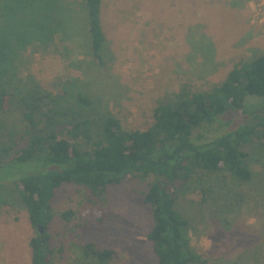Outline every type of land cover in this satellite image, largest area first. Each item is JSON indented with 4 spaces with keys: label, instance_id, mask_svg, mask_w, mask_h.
Segmentation results:
<instances>
[{
    "label": "rangeland",
    "instance_id": "1",
    "mask_svg": "<svg viewBox=\"0 0 264 264\" xmlns=\"http://www.w3.org/2000/svg\"><path fill=\"white\" fill-rule=\"evenodd\" d=\"M52 1L56 4L51 7ZM256 1L101 0L106 51L103 64L95 66L84 53L90 44L85 0H38L37 5L33 0H0V42L22 48L15 58L16 78L39 83L29 93L22 84L19 90H9L14 98L5 119L18 132L25 127L19 117L22 95L31 103L42 98L49 108L54 103L47 95L53 100L66 90L76 91L78 80L92 76L94 82H84L80 89L89 88L91 99L119 118L125 128L144 129L152 123L159 99L174 96L184 85L195 92L207 90L224 79L238 58L264 53V24L251 20ZM260 104L259 99L248 97L244 107L250 112ZM63 105L71 103L65 99ZM252 119L235 118L233 124L249 126ZM245 151L253 174L250 182L236 184L228 177L211 176L206 182L178 189L176 207L189 222L193 250L206 264H235L236 260L264 264V146L256 142ZM30 168L0 169V181H13ZM4 184L0 264H31L29 241L36 231L26 211L8 196L11 183ZM142 190L138 180L109 186L103 206L106 218L99 228L95 221H86L88 214L81 213L86 197L83 188L63 184L56 189L51 200L53 219L43 230L52 247L51 264H91L77 248L85 242L114 249L128 264H157L146 240L152 219ZM224 190L232 191L234 197L228 209L219 201V191ZM68 211L72 216L65 220L61 214ZM258 242H262L257 248L261 256L256 260Z\"/></svg>",
    "mask_w": 264,
    "mask_h": 264
},
{
    "label": "trees",
    "instance_id": "2",
    "mask_svg": "<svg viewBox=\"0 0 264 264\" xmlns=\"http://www.w3.org/2000/svg\"><path fill=\"white\" fill-rule=\"evenodd\" d=\"M84 8L90 38L84 53L92 58L90 64L94 61L100 66L106 51L101 0H85ZM21 49L0 42V169L31 168L13 181H0V192L6 193L4 183H11L8 196L26 211L36 231L29 241L31 264H51L49 236L41 235L38 228L43 226L45 231L53 219L51 200L56 189L63 184L83 188L86 197L81 213L88 214L87 222L93 220L101 228L108 187L133 180L143 184L142 200L151 210L152 226L146 240L157 264H206L193 250L189 222L176 207L178 189L211 176L228 177L236 184L252 180L245 149L256 142L264 146V53L238 58L224 79L207 90L195 92L184 85L174 96L159 99L152 123L144 129L125 128L119 118L91 99L89 88L81 90L84 82H94V77L87 76L78 80L76 91L66 90L53 100L47 95L54 103L49 108L38 96L31 103L22 95L19 117L25 127L17 132L5 119L12 111L14 95L10 92L22 84L29 93L39 84L16 78L19 66L15 58ZM248 97L259 99L261 107L247 112L244 104ZM65 99L70 106L63 105ZM238 113L256 120L238 128V122L233 124L235 118H245ZM229 124L234 127L226 130ZM223 193L219 191V201L228 209L234 197L232 191ZM71 216L70 211L61 214L65 220ZM260 245L262 242L256 245L253 259L261 256ZM77 248L91 264H128L114 249L95 242L81 243ZM237 261L235 264H242Z\"/></svg>",
    "mask_w": 264,
    "mask_h": 264
},
{
    "label": "built area",
    "instance_id": "3",
    "mask_svg": "<svg viewBox=\"0 0 264 264\" xmlns=\"http://www.w3.org/2000/svg\"><path fill=\"white\" fill-rule=\"evenodd\" d=\"M252 22L264 24V0H257L251 14Z\"/></svg>",
    "mask_w": 264,
    "mask_h": 264
},
{
    "label": "water",
    "instance_id": "4",
    "mask_svg": "<svg viewBox=\"0 0 264 264\" xmlns=\"http://www.w3.org/2000/svg\"><path fill=\"white\" fill-rule=\"evenodd\" d=\"M43 226H39V228H38V231L40 232V234L42 235L43 234Z\"/></svg>",
    "mask_w": 264,
    "mask_h": 264
},
{
    "label": "crops",
    "instance_id": "5",
    "mask_svg": "<svg viewBox=\"0 0 264 264\" xmlns=\"http://www.w3.org/2000/svg\"><path fill=\"white\" fill-rule=\"evenodd\" d=\"M237 4V3H236ZM213 44V43H212ZM213 46H214V44H213Z\"/></svg>",
    "mask_w": 264,
    "mask_h": 264
}]
</instances>
